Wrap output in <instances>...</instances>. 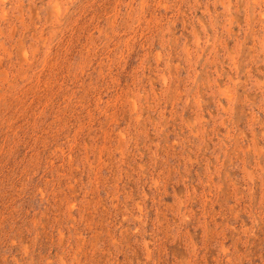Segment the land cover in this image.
Returning <instances> with one entry per match:
<instances>
[{"label":"rangeland","instance_id":"rangeland-1","mask_svg":"<svg viewBox=\"0 0 264 264\" xmlns=\"http://www.w3.org/2000/svg\"><path fill=\"white\" fill-rule=\"evenodd\" d=\"M0 264H264V0H0Z\"/></svg>","mask_w":264,"mask_h":264}]
</instances>
